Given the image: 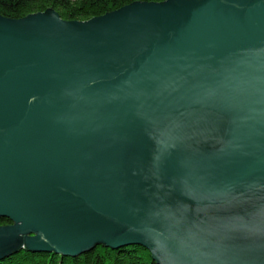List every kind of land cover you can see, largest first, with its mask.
I'll list each match as a JSON object with an SVG mask.
<instances>
[{
	"label": "water",
	"instance_id": "1",
	"mask_svg": "<svg viewBox=\"0 0 264 264\" xmlns=\"http://www.w3.org/2000/svg\"><path fill=\"white\" fill-rule=\"evenodd\" d=\"M0 219V261L264 264V0L0 16Z\"/></svg>",
	"mask_w": 264,
	"mask_h": 264
},
{
	"label": "trees",
	"instance_id": "2",
	"mask_svg": "<svg viewBox=\"0 0 264 264\" xmlns=\"http://www.w3.org/2000/svg\"><path fill=\"white\" fill-rule=\"evenodd\" d=\"M169 0H0V16L20 20L30 15L55 10L64 21L86 22L105 16L134 3H162ZM12 224L0 219V226ZM0 264H156L151 254L141 246H127L118 250L97 245L90 252L75 258L47 253L19 251Z\"/></svg>",
	"mask_w": 264,
	"mask_h": 264
},
{
	"label": "rangeland",
	"instance_id": "3",
	"mask_svg": "<svg viewBox=\"0 0 264 264\" xmlns=\"http://www.w3.org/2000/svg\"><path fill=\"white\" fill-rule=\"evenodd\" d=\"M74 258V257H73Z\"/></svg>",
	"mask_w": 264,
	"mask_h": 264
}]
</instances>
